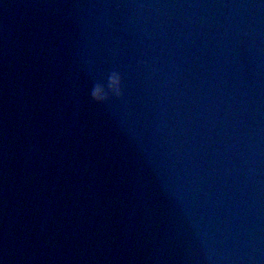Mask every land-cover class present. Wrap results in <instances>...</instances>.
Wrapping results in <instances>:
<instances>
[{"label": "water", "instance_id": "water-1", "mask_svg": "<svg viewBox=\"0 0 264 264\" xmlns=\"http://www.w3.org/2000/svg\"><path fill=\"white\" fill-rule=\"evenodd\" d=\"M0 264H264V0H0Z\"/></svg>", "mask_w": 264, "mask_h": 264}, {"label": "clouds", "instance_id": "clouds-1", "mask_svg": "<svg viewBox=\"0 0 264 264\" xmlns=\"http://www.w3.org/2000/svg\"><path fill=\"white\" fill-rule=\"evenodd\" d=\"M117 84V80L114 78L113 79V85H116Z\"/></svg>", "mask_w": 264, "mask_h": 264}]
</instances>
